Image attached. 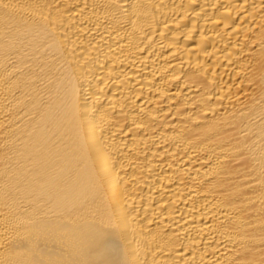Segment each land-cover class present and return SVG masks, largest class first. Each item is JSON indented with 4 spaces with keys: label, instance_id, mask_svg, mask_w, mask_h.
I'll return each mask as SVG.
<instances>
[{
    "label": "bare ground",
    "instance_id": "1",
    "mask_svg": "<svg viewBox=\"0 0 264 264\" xmlns=\"http://www.w3.org/2000/svg\"><path fill=\"white\" fill-rule=\"evenodd\" d=\"M0 264H264V0H0Z\"/></svg>",
    "mask_w": 264,
    "mask_h": 264
}]
</instances>
